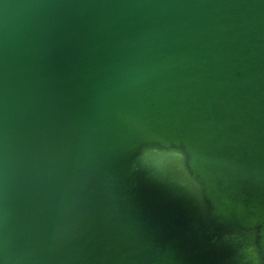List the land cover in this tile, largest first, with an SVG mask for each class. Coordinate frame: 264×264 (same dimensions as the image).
I'll list each match as a JSON object with an SVG mask.
<instances>
[{"label":"water","instance_id":"95a60500","mask_svg":"<svg viewBox=\"0 0 264 264\" xmlns=\"http://www.w3.org/2000/svg\"><path fill=\"white\" fill-rule=\"evenodd\" d=\"M0 264H264V0H0Z\"/></svg>","mask_w":264,"mask_h":264}]
</instances>
